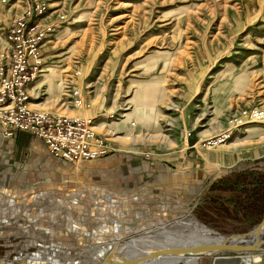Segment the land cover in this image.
I'll return each mask as SVG.
<instances>
[{
    "label": "rangeland",
    "instance_id": "374dc122",
    "mask_svg": "<svg viewBox=\"0 0 264 264\" xmlns=\"http://www.w3.org/2000/svg\"><path fill=\"white\" fill-rule=\"evenodd\" d=\"M24 2L0 0V51L7 47L4 28ZM46 4L44 21L52 30L41 42L25 106L90 118L109 150L92 165H64L47 158L34 137L27 134L28 144L25 139L18 148L17 133L0 130V165L6 168L0 178V259L41 246L69 261L91 249L84 256L89 264L96 240L172 222L166 231L185 236L189 225L182 224L189 218L220 235L249 229L230 218L203 224L192 209L214 192L208 187H217V178L264 168V119L245 116L264 109V0ZM52 71L63 91L51 95L39 80ZM70 85L80 92L79 106H72ZM132 110L148 125L133 116L117 130L114 123ZM125 129L157 138L123 139ZM195 264H210V258Z\"/></svg>",
    "mask_w": 264,
    "mask_h": 264
},
{
    "label": "built area",
    "instance_id": "2783aa9c",
    "mask_svg": "<svg viewBox=\"0 0 264 264\" xmlns=\"http://www.w3.org/2000/svg\"><path fill=\"white\" fill-rule=\"evenodd\" d=\"M24 4L21 14L4 28L7 47L0 51V130L4 136L25 132L38 138L52 158L67 164L106 155V141L92 129L90 118L56 116L25 106L27 86L38 73L41 42L52 26L44 21L46 0H25Z\"/></svg>",
    "mask_w": 264,
    "mask_h": 264
},
{
    "label": "bare ground",
    "instance_id": "6f19581e",
    "mask_svg": "<svg viewBox=\"0 0 264 264\" xmlns=\"http://www.w3.org/2000/svg\"><path fill=\"white\" fill-rule=\"evenodd\" d=\"M41 70H42V67L40 69V73H41ZM58 77L59 76L58 75L56 76L55 72L52 71V73L50 74L43 75L42 78L39 80V83L40 82L47 83L48 92L52 95V94H55L53 92L56 90L58 92L63 91L62 86L60 85L57 86L54 83V80ZM68 90L73 99V103L71 101L72 106L73 107L79 106L82 101L80 97V92L72 85L68 87ZM29 91L32 92L33 90L32 91L29 90ZM147 111L149 114H151L149 109H147ZM251 112H254L255 114L251 115ZM251 112H249V115H245V116H249L253 119H260V120L264 119V109L258 108V109L252 110ZM133 116H136L139 124L146 125V126L148 125L147 120L144 119L142 115L135 114L134 111L132 110V112L123 113L120 115V117L122 118L120 122L114 123L115 128L117 130H121L123 126H125L126 122ZM92 123L94 125L93 120H92ZM93 125H92V129L94 130ZM261 132L262 130L259 131V133ZM224 137H227V135H225ZM134 138L135 139L143 138V139L148 140V139H153V138L155 139L157 138V136H150L148 134H139L135 136V135H131L128 132V129H125V132H123V139H134ZM178 222L182 223L183 221H178ZM172 223L162 224V226H155L154 228L147 229L145 232H141L142 234L137 233L138 234L136 237L137 242L146 244L150 247H156V246L160 247L164 245L193 244L195 242L209 241L214 238V236L211 233V230L202 226L198 222L194 221L192 218H189L186 221V223L182 224V227L189 225L188 227L184 229L188 231V234L185 236H180V233L182 232H180L179 230L178 231L180 233H172L171 231H166V228H167L166 226L173 227L171 226ZM116 225L118 224L116 223ZM119 227L120 226H118L115 229H119ZM104 228H108V227H104ZM104 228H101L100 230L102 231V233H107L103 231ZM91 234L94 236L97 235L95 231H92ZM157 234H159L160 236H157V237L154 236ZM118 238L120 237L116 235V237L114 236L110 239H107L106 241L96 240L93 246L96 257L93 259V261L89 260V264H94L97 256L100 253L107 250V248L114 242V240ZM87 251L90 252L91 249H84L82 251L80 250L79 253H73V255L76 257L73 258L71 261H69L65 255H60V254H58L59 256L56 255L55 253L57 252L55 251L54 248L46 249L40 246L37 248L36 251H33V252H27V253L18 252L11 259L2 258L0 259V264H86V259L84 256H87L86 254ZM58 253H62V252H58ZM60 256L62 257L60 258ZM234 257L237 258L236 261L231 259L232 256H216V257H213L211 264H254L256 262H259L261 259V255L258 253H244V254H238ZM195 261L196 260L190 256H145L143 255V253H140L139 251H136L135 249L125 247L123 249H120L117 253L114 254L111 260V264H176L177 262H181V264H195Z\"/></svg>",
    "mask_w": 264,
    "mask_h": 264
},
{
    "label": "trees",
    "instance_id": "16d2710c",
    "mask_svg": "<svg viewBox=\"0 0 264 264\" xmlns=\"http://www.w3.org/2000/svg\"><path fill=\"white\" fill-rule=\"evenodd\" d=\"M215 181L217 187H208L214 192L204 195L192 209L197 220L210 225L213 219L230 218L252 226L264 214V168L260 172L246 169Z\"/></svg>",
    "mask_w": 264,
    "mask_h": 264
},
{
    "label": "water",
    "instance_id": "95a60500",
    "mask_svg": "<svg viewBox=\"0 0 264 264\" xmlns=\"http://www.w3.org/2000/svg\"><path fill=\"white\" fill-rule=\"evenodd\" d=\"M211 233L214 238L209 241L160 247H150L137 242L138 234L120 237L115 239L107 250L97 256L94 264H111L114 254L125 247L135 249L145 256H190L195 260L208 257L210 264L213 257L216 256H232L231 259L236 261L237 258L234 256L238 254L258 253L261 255L260 264H264V215L243 232L220 235L211 230Z\"/></svg>",
    "mask_w": 264,
    "mask_h": 264
},
{
    "label": "crops",
    "instance_id": "0c3cea01",
    "mask_svg": "<svg viewBox=\"0 0 264 264\" xmlns=\"http://www.w3.org/2000/svg\"><path fill=\"white\" fill-rule=\"evenodd\" d=\"M84 114H85V112H84ZM96 127H101V124L99 123V124H96ZM17 134H16V137H15V146L16 147H18V148H20V147H22L21 146V143H23V142H26V140H27V144H28V137H27V133H25V132H16ZM26 137V138H25ZM26 139V140H25ZM33 142L35 143V145L37 146V147H39V148H41V149H43L44 150V152L47 154V158H49V159H51V160H57V161H59V162H61L62 164H64V165H71V164H67V163H65V162H62V161H60V160H58V159H55V158H52L51 156H50V154L47 152V150L45 149V147H44V145H43V143H42V141L41 140H39L38 138H34V140H33ZM106 157H105V155L104 156H100V157H97V158H95V159H93V160H90V161H84L85 163H88V164H90L91 163V165L92 164H94V163H96L97 161H99V160H102V159H105ZM5 167L3 166V165H0V178H1V176L3 175V173H6L5 172ZM17 171L18 170H16V169H11L10 168V171H9V173L10 174H12V173H17ZM53 191V190H52ZM52 191H48V192H44V194H49V192H51V194H52ZM54 193H57V194H55V195H60V194H58V193H60L59 192V190L58 191H54L53 192V194ZM54 195V196H55ZM63 196V195H62ZM62 196H60V197H62ZM56 200V199H55Z\"/></svg>",
    "mask_w": 264,
    "mask_h": 264
}]
</instances>
